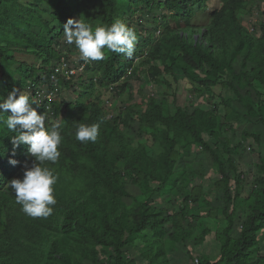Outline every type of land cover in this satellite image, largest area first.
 <instances>
[{
    "label": "trees",
    "instance_id": "trees-1",
    "mask_svg": "<svg viewBox=\"0 0 264 264\" xmlns=\"http://www.w3.org/2000/svg\"><path fill=\"white\" fill-rule=\"evenodd\" d=\"M209 1L0 0V97L62 132L56 204L31 217L8 183L34 158L0 122V264H264V21H246L264 0ZM70 18L121 20L133 55L84 62Z\"/></svg>",
    "mask_w": 264,
    "mask_h": 264
},
{
    "label": "clouds",
    "instance_id": "clouds-1",
    "mask_svg": "<svg viewBox=\"0 0 264 264\" xmlns=\"http://www.w3.org/2000/svg\"><path fill=\"white\" fill-rule=\"evenodd\" d=\"M63 28L66 43L74 44L80 59L86 63L102 60L105 49L126 57H131L135 50L137 36L134 29L119 19L110 25L92 26L83 19L70 18ZM8 112L10 114L6 115ZM45 121L46 116L38 114L29 96L22 91L13 89L6 99L0 97V122L16 133L12 137L13 144L28 145V152L34 158L31 167L25 166L22 178H14L8 183L16 196V203L31 217H48L53 212L51 206L56 204L53 186L57 176L54 170L43 165L59 159L62 132L59 124L46 128ZM97 135V124L80 123L75 132V138L80 142L95 141ZM10 163L17 162L11 160Z\"/></svg>",
    "mask_w": 264,
    "mask_h": 264
},
{
    "label": "rangeland",
    "instance_id": "rangeland-1",
    "mask_svg": "<svg viewBox=\"0 0 264 264\" xmlns=\"http://www.w3.org/2000/svg\"><path fill=\"white\" fill-rule=\"evenodd\" d=\"M21 1L25 2L26 4H28V3L31 4L30 0H21ZM220 1L221 0H210L209 1L210 10H213V8L218 7L220 5V3H221ZM259 18L263 19V21H264V15H262V12H259L258 9H255L253 17H247L246 21L249 22V23L251 21H253V22L256 21L257 22ZM257 25L258 24H256V29H254V26H252L250 28L251 32L256 33L257 29H258L259 33L261 32L260 28ZM133 86L135 87V89L137 91L141 86H143V83L140 82V80H134L133 81ZM66 97L70 98L69 93L66 95ZM110 100H111L112 104L116 103V100L113 101L112 97L110 98ZM193 100H195L198 103H200L202 101V99H198V98L196 99L195 97H193L191 95V93L189 92L188 87L185 84H184V86L182 85L181 91L179 93V104L182 105V106H189L192 103ZM245 154L247 156H249L248 153H245ZM248 158L249 159L246 160V162H249V163L253 162V158L251 156L248 157ZM209 223H210V225L212 227L216 228L217 223H213V222L212 223L209 222Z\"/></svg>",
    "mask_w": 264,
    "mask_h": 264
},
{
    "label": "built area",
    "instance_id": "built-area-1",
    "mask_svg": "<svg viewBox=\"0 0 264 264\" xmlns=\"http://www.w3.org/2000/svg\"><path fill=\"white\" fill-rule=\"evenodd\" d=\"M66 68H67V66L64 65V66H62L61 70H66ZM83 69H84V68L81 67V71H82ZM57 72H58V70H57ZM76 72H77V71H75L74 69H72V70L67 71L66 74H67V75H69V74L71 75V74H75ZM196 262H197V264H199V260H197Z\"/></svg>",
    "mask_w": 264,
    "mask_h": 264
}]
</instances>
